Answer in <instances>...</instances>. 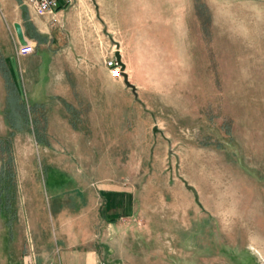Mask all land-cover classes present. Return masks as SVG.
<instances>
[{"label": "rangeland", "instance_id": "1", "mask_svg": "<svg viewBox=\"0 0 264 264\" xmlns=\"http://www.w3.org/2000/svg\"><path fill=\"white\" fill-rule=\"evenodd\" d=\"M72 3L120 50L136 93L110 79L111 130L93 137L44 121L38 142L16 133L19 230L55 256L54 218L73 219L74 249L100 264H264V0ZM23 14L24 0H0V50ZM109 190L127 198L111 223ZM5 230L0 219V264H15Z\"/></svg>", "mask_w": 264, "mask_h": 264}, {"label": "crops", "instance_id": "2", "mask_svg": "<svg viewBox=\"0 0 264 264\" xmlns=\"http://www.w3.org/2000/svg\"><path fill=\"white\" fill-rule=\"evenodd\" d=\"M28 10L30 16L23 14L21 21L14 20L11 23L12 48L0 50V83L5 91L0 97V116L5 123V130L0 135L11 130L5 110L12 106L15 94L20 103L30 110L32 108L33 113L31 111L24 120L28 125L15 130L12 138L20 130L30 129L35 139V133L42 139L39 124L43 121L68 123L74 135L88 133V136L93 137L95 132L111 130L113 88L104 60L118 50L115 47H103L100 35L96 36V32L88 29L94 26L92 16L88 15V21L82 19L83 9H78L73 3L61 6L52 16H37ZM15 21L21 24L26 40L34 45L33 52L24 56L17 54L20 44L13 28ZM120 55L122 59V53ZM50 112L52 118L49 119ZM30 122L37 123V130H33ZM104 197L107 208L104 215L111 223L126 210V191H105ZM16 204L15 197V216L9 221L8 214L0 210V219L6 228L2 235V247L9 262L100 264L95 251L74 249V220L71 219L65 227L62 216L54 218L58 229L51 244L57 253L49 256L52 249L47 250L45 239L43 243L39 237L33 236L27 226L19 230ZM59 211V208H55L54 212L58 214Z\"/></svg>", "mask_w": 264, "mask_h": 264}, {"label": "trees", "instance_id": "3", "mask_svg": "<svg viewBox=\"0 0 264 264\" xmlns=\"http://www.w3.org/2000/svg\"><path fill=\"white\" fill-rule=\"evenodd\" d=\"M12 101V106L6 109L8 115L10 131L0 135V155L5 153V158H0V210L5 214H8V221L15 216V195H16V181L15 173L12 168V137L14 131L24 128L28 125V122L24 121L30 116L31 110L24 104L18 101L16 96ZM33 125V130H37V123L30 122ZM36 134V141L42 140L38 133ZM7 217V216H6ZM114 221V218L112 219Z\"/></svg>", "mask_w": 264, "mask_h": 264}, {"label": "built area", "instance_id": "4", "mask_svg": "<svg viewBox=\"0 0 264 264\" xmlns=\"http://www.w3.org/2000/svg\"><path fill=\"white\" fill-rule=\"evenodd\" d=\"M28 8L37 16L54 15L56 10L63 5L72 3V0H24ZM34 50L33 43L27 41L24 45L17 47V54L20 56L27 55ZM104 64L108 70V73L112 79H122L121 66L117 63V60L113 54L107 56L104 60Z\"/></svg>", "mask_w": 264, "mask_h": 264}, {"label": "water", "instance_id": "5", "mask_svg": "<svg viewBox=\"0 0 264 264\" xmlns=\"http://www.w3.org/2000/svg\"><path fill=\"white\" fill-rule=\"evenodd\" d=\"M13 28H14V32H15V35H16V38H17L19 44L20 45L26 44L27 40L24 36L21 24L17 21L13 22ZM114 56L117 60V63L121 66L122 79H123L125 86L129 87L131 89L132 93L135 94L136 93V86L128 80V75H127L126 70H125V64L121 59L120 52L115 51Z\"/></svg>", "mask_w": 264, "mask_h": 264}]
</instances>
